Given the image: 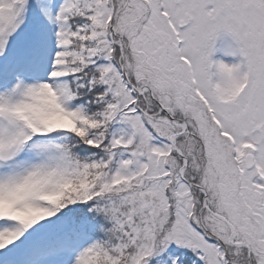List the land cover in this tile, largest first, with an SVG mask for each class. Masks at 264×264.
Listing matches in <instances>:
<instances>
[{
    "label": "snow or ice",
    "instance_id": "6c2138e0",
    "mask_svg": "<svg viewBox=\"0 0 264 264\" xmlns=\"http://www.w3.org/2000/svg\"><path fill=\"white\" fill-rule=\"evenodd\" d=\"M0 264H264V0H0Z\"/></svg>",
    "mask_w": 264,
    "mask_h": 264
}]
</instances>
